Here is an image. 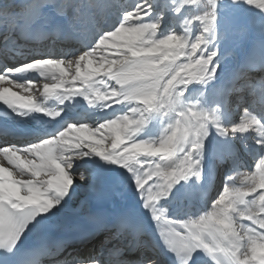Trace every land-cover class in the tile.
<instances>
[{"label":"snow or ice","instance_id":"6c2138e0","mask_svg":"<svg viewBox=\"0 0 264 264\" xmlns=\"http://www.w3.org/2000/svg\"><path fill=\"white\" fill-rule=\"evenodd\" d=\"M0 108V264H264V0H0Z\"/></svg>","mask_w":264,"mask_h":264},{"label":"bare ground","instance_id":"6f19581e","mask_svg":"<svg viewBox=\"0 0 264 264\" xmlns=\"http://www.w3.org/2000/svg\"><path fill=\"white\" fill-rule=\"evenodd\" d=\"M235 55L237 56V58L239 57L238 52H236ZM232 56H234V55H233V53L231 51L225 53V58H224L225 59V69H226V67L229 68L230 67L229 65H231V64H232V66L234 65L236 60H233ZM231 68L232 67H230L229 70ZM154 123H155V126H154L152 134L154 136H158L159 135V130H160V125H159L158 121L154 122ZM213 191H215V189H213ZM80 198H82V196ZM88 247H90V245H88ZM84 250H85V246L84 245L76 244V245H74L73 247H70L67 250L66 256L69 257V261H70L72 256L76 255L77 253H83Z\"/></svg>","mask_w":264,"mask_h":264},{"label":"rangeland","instance_id":"374dc122","mask_svg":"<svg viewBox=\"0 0 264 264\" xmlns=\"http://www.w3.org/2000/svg\"><path fill=\"white\" fill-rule=\"evenodd\" d=\"M238 54H239V56H240V55H242V52H238ZM233 55H234V56H232V59H233V60H236V59H237V56H236L235 54H233ZM229 66L232 67V64L229 65ZM229 66H228V67H229ZM230 67H229V68H230ZM229 68L226 67L225 70L227 71V70H229ZM217 181H218V179H217Z\"/></svg>","mask_w":264,"mask_h":264}]
</instances>
